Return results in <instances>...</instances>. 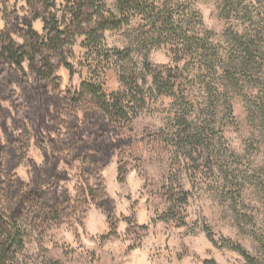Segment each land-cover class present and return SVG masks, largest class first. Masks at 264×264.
<instances>
[{
	"label": "trees",
	"instance_id": "trees-1",
	"mask_svg": "<svg viewBox=\"0 0 264 264\" xmlns=\"http://www.w3.org/2000/svg\"><path fill=\"white\" fill-rule=\"evenodd\" d=\"M17 1L24 6L17 8L15 4L9 9L3 1L6 28L0 32V98L11 102L14 109L11 115L0 106V264H16L9 261L8 255L13 247L22 248L28 237L24 226L43 229L65 217H76L87 200L106 213L110 234L115 233L117 220L109 198L101 184L93 187L90 180L109 160L110 153L122 144L114 140L116 137L111 138L117 128H128L132 117L148 101L170 100V142L180 151L189 149L186 155L189 159L194 153H207L208 159L213 158L209 164L218 167L222 186L227 187L233 205L240 201L242 186L247 183L264 190V168L253 173L241 171L236 166L240 164L239 157L229 149L218 130L219 114L223 113L221 119L233 118V94L238 93L241 84H248L256 91L249 118L251 122L259 121L264 135V25L253 33L227 32L229 51L224 53L210 41L212 33L203 28L199 14L195 11L185 14L188 8L180 3L172 8L166 0H62L58 9L56 0ZM108 1H112V8ZM222 2L227 15L251 20L245 0ZM18 9L24 13L21 25L16 17ZM37 20L43 23L41 34L32 27ZM134 20L149 26L147 34L151 33L149 37L143 30L137 31L136 43L144 42L146 49L148 42L166 41L177 47L175 54H180L177 61L185 58L191 63L197 61V65L185 63L181 69L153 67L146 51L142 65L145 81L143 78L141 85L135 72L128 73L120 67L121 90L115 93H103L98 79L85 81L74 91L58 90L57 68L64 66L70 70L63 59V50L71 47L78 37L84 38L82 44L89 56L96 55L106 64L113 59L117 65L130 63L133 50H106L104 33L129 28ZM194 24L200 33L199 30L195 33ZM12 29L24 39L23 44L11 38ZM26 63L33 74L31 79L25 71ZM16 88L22 93L20 102L14 100ZM196 90L202 93V101L193 100ZM31 138L44 162L37 166L29 161L31 180L25 184L15 171L27 156ZM59 161L69 168L76 162L80 164L85 189H80L75 202L65 190L58 191L59 182L66 179L65 173L57 171ZM181 196L178 202L184 203L186 194ZM170 202L167 218L174 216L176 203ZM179 226H185L184 221L180 220ZM202 230L214 247L228 248L247 264H258L239 244L228 239L217 241L205 224ZM203 264L217 263L205 260Z\"/></svg>",
	"mask_w": 264,
	"mask_h": 264
},
{
	"label": "rangeland",
	"instance_id": "rangeland-1",
	"mask_svg": "<svg viewBox=\"0 0 264 264\" xmlns=\"http://www.w3.org/2000/svg\"><path fill=\"white\" fill-rule=\"evenodd\" d=\"M3 1L9 9L15 4L17 8L24 6L21 1L0 0V32L6 28ZM166 2L172 8L175 3L183 4L188 8L185 14L197 12L203 28L212 33L210 41L224 53L229 51L227 32L250 30L249 33H253L264 25V0H245L250 21H243L234 14L227 15L222 0ZM56 3L60 9L62 0H56ZM108 5L112 8V1H108ZM23 15L18 9V24ZM32 27L41 34L43 23L37 20ZM193 27L195 33L201 32L195 24ZM137 31L147 34L150 28L140 20H134L129 28L104 33L106 50H133L128 64L117 65L115 59L106 64L96 55L89 56L82 44L84 38L78 37L71 47L63 50V59L70 70L64 66L57 68L58 90L74 91L83 82L98 79L103 93H115L121 90L120 67L128 73L135 72L141 85L143 78L145 81L142 65L146 51H149L148 59L153 67L181 69L185 63H191L185 58L177 61L180 57L175 54L177 47L166 41L148 42L145 49L143 41L136 43ZM150 34L147 35L150 37ZM10 36L18 44L24 43L16 29L10 31ZM191 65H197V61ZM24 67L31 79L33 74L29 65L26 63ZM146 81L149 85L148 77ZM241 85L231 101L233 118L221 119L223 113L219 114L218 130L229 149L239 157L240 164L236 166L241 171L253 173V170L264 168V135L259 121L251 122L249 118L256 91L248 84ZM21 97V91L16 88L14 100L20 102ZM193 100L202 101V93L194 91ZM0 106L14 114L11 102L0 98ZM170 110L169 99L148 101L134 117L131 116L128 128H117L111 138L116 137L114 140L122 144L110 153L109 160L90 180L93 187L101 184L109 198L112 214L117 220L114 234H110L106 213L85 203L76 217H65L43 229L24 226L28 237L21 249L17 250L16 246L11 249L9 261L16 264H203L205 260H214L217 264H247L237 252L214 247L202 230L205 224L217 241L228 239L239 244L258 264H264V190L247 183L242 186L240 201L233 205L227 187L222 186L218 167L209 164L213 163V158L208 159L207 153H194L189 159L186 157L189 149L180 151L170 142ZM7 124L13 131L10 120ZM216 149L220 151L218 147ZM25 159L15 175L28 184L31 180L28 161L38 165L43 163L42 153L33 138ZM57 171L66 176L59 182L58 191L65 190L67 197L75 202L83 183L79 164L76 162L69 168L59 161ZM181 193L186 194L184 203L178 202ZM170 200L176 203L173 218L165 216L172 204ZM180 220L185 226H179Z\"/></svg>",
	"mask_w": 264,
	"mask_h": 264
},
{
	"label": "flooded vegetation",
	"instance_id": "flooded-vegetation-1",
	"mask_svg": "<svg viewBox=\"0 0 264 264\" xmlns=\"http://www.w3.org/2000/svg\"><path fill=\"white\" fill-rule=\"evenodd\" d=\"M29 144H30V141H29ZM28 148H29V145H28ZM37 149L39 150V148H37ZM39 151H40V150H39ZM27 152H28V149H27ZM40 153H41V151H40ZM42 156H43V155H42ZM24 160H26V159H24ZM24 160H23V161H24ZM23 161H22V162H23ZM29 161H32V160H29ZM29 161H28V162H29ZM22 162H21V164H22ZM33 162H34V161H33ZM43 162H44V157H43ZM34 163H35V162H34ZM21 164H20V165H21ZM35 164H36V163H35ZM78 164H79V163H78ZM20 165H19V166H20ZM36 165H37V166H40V165H42V163H41L40 165H38V164H36ZM29 167H30V165H29ZM30 170H31V169H30ZM30 170H29V175H30ZM79 171H80V164H79ZM79 175H80V174H79ZM30 177H31V176H30ZM81 188H82V189H85V185H84L83 183H82L80 189H81ZM87 203L90 204V202H89L88 200H87Z\"/></svg>",
	"mask_w": 264,
	"mask_h": 264
},
{
	"label": "crops",
	"instance_id": "crops-1",
	"mask_svg": "<svg viewBox=\"0 0 264 264\" xmlns=\"http://www.w3.org/2000/svg\"><path fill=\"white\" fill-rule=\"evenodd\" d=\"M90 228H92V226H90Z\"/></svg>",
	"mask_w": 264,
	"mask_h": 264
}]
</instances>
